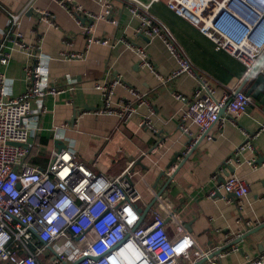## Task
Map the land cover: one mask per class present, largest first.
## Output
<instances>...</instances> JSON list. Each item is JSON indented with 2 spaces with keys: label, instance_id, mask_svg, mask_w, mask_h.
Returning a JSON list of instances; mask_svg holds the SVG:
<instances>
[{
  "label": "built area",
  "instance_id": "1",
  "mask_svg": "<svg viewBox=\"0 0 264 264\" xmlns=\"http://www.w3.org/2000/svg\"><path fill=\"white\" fill-rule=\"evenodd\" d=\"M73 18L88 44H107L105 38L92 35V22L109 18L110 0H98L104 10L95 14L84 10L71 0H56ZM131 14L141 23L138 34L158 36L165 40L178 66L168 75L155 72L145 50H139L140 64L155 72L161 83L186 74L196 80L191 95L174 92L181 102L178 128L189 138L183 154H187L198 140H212L226 121L236 124L237 117L247 112L252 98L244 90L227 88L219 97L207 75L197 70L181 53L164 24L150 10L155 3L164 2L169 10L186 18L217 46L241 62L245 72L264 50V0H123ZM30 12L45 24H52L54 15L34 5L25 10L9 13L6 35L0 41V64L10 58L7 46L18 48L30 57L25 68L27 85L14 97L4 92L5 75L0 72V264H195L218 251L219 245H198L182 222L174 218L170 210L167 217L174 222V233L166 230V219L155 208L143 216L139 204L141 190L132 180L137 160H133L115 177L97 172L76 158L71 144L63 143L61 130L65 124L51 129L55 141L61 147H53L44 166L27 160L33 139L41 131L39 117L45 111V98L59 93L62 88L48 81L50 57L41 50L42 36L35 42L24 39L20 18ZM125 44L132 47L130 42ZM71 59H82L83 54L71 52ZM123 84L120 74L94 82L95 90L103 95L100 113L115 114L127 122L136 113L140 104L147 100L133 89H128L135 101L125 99L118 105L111 98L116 86ZM67 89H71L69 86ZM222 111V112H221ZM153 115V108H148ZM221 112V113H220ZM139 125L150 129L155 136L159 131L149 116ZM197 128L192 136L190 127ZM243 139L225 160L226 164L256 166L254 140L264 131V122L253 131L244 130ZM17 143L19 145H14ZM248 152L249 157L243 159ZM144 155V153H142ZM142 157V156H140ZM264 161V160H263ZM213 175L212 179H215ZM250 192L249 184L233 172L222 182L214 184L205 196H220L234 201L240 211L241 200ZM264 199V194L261 196ZM159 198H156V200ZM248 226L250 222L246 221ZM240 233L227 235L224 244L228 248L218 251L213 257L223 258L237 250L232 241ZM264 248L257 256L246 258L243 264H263Z\"/></svg>",
  "mask_w": 264,
  "mask_h": 264
},
{
  "label": "crops",
  "instance_id": "2",
  "mask_svg": "<svg viewBox=\"0 0 264 264\" xmlns=\"http://www.w3.org/2000/svg\"><path fill=\"white\" fill-rule=\"evenodd\" d=\"M110 1V17L92 22V35L105 38L106 45L88 44L87 36L67 9L56 0H0V41L6 35L9 13L21 12L27 5H34L54 15L52 24L39 22L30 12L20 18L26 42H35L38 34L42 36L41 50L50 57L49 84L63 90L45 98V111L39 117L41 131L32 141L34 145L27 160L44 166L49 151L56 146L51 129L66 123L61 130L62 142L71 144L76 158L92 165L97 172L115 177L129 162L138 159L135 173L130 176L141 190L139 204L144 209L185 156L183 152L189 138L178 128L181 102L174 97V92L191 95L196 80L182 74L169 83H161L155 72L161 76L168 75L178 66L176 57L161 37L136 32L141 19L129 12L123 0ZM71 3L95 14L104 10L98 0H71ZM150 13L164 24L175 45L191 64L208 76L215 86L216 97L227 88L238 86L245 74L241 62L217 46L186 18L169 10L164 2L153 4ZM125 40L132 47L126 45ZM138 48L145 50L155 72L141 66ZM7 49L10 58L6 64H0V72L5 75V95L14 97L25 90V68L30 63V57L18 48L7 46ZM71 52L81 53L84 57L68 58L67 54ZM114 74L121 75L123 84L115 87L112 104L118 105L125 99L135 101L128 89L135 90L147 100L146 104L137 107V113L127 122H122L115 114L94 112L102 109L104 99L102 93L94 89V82ZM69 86L71 89H67ZM262 96L264 88L257 98H252L247 112L237 117L236 124L226 121L212 140L202 139L193 146L187 160L149 208H155L166 220L167 210L171 209L172 214L175 211L174 218L187 227L195 242L201 246L219 245L226 249V236L240 233L239 239H233L231 245L237 250L223 258L212 257L199 264H243L246 258L263 251L264 199L261 196L264 194V131L254 140L255 167L245 163H225L243 139L239 127L253 131L264 122ZM149 107L153 108V115H149ZM146 116L158 129V136L139 125ZM190 130L192 136L197 134L196 126L192 125ZM32 150L34 153H31ZM178 153L181 156L176 158ZM249 156L245 152L243 159ZM228 167L250 187L249 194L241 200L240 211L232 200L205 196L209 187L222 182L227 174L232 173ZM162 171L167 176L159 177ZM213 175L215 179H212ZM246 221L250 225L247 226ZM174 225L173 221H166L169 234L174 233Z\"/></svg>",
  "mask_w": 264,
  "mask_h": 264
},
{
  "label": "water",
  "instance_id": "3",
  "mask_svg": "<svg viewBox=\"0 0 264 264\" xmlns=\"http://www.w3.org/2000/svg\"><path fill=\"white\" fill-rule=\"evenodd\" d=\"M264 67V50L263 52L260 54V56L255 60L254 64L252 65V67L245 72V74L243 75V77L241 78L238 86L236 87L235 91L233 92V95L239 91V90H244L246 95L247 96H250L251 98H257L258 97V94L262 91V89L264 88V74L262 73V69ZM261 102L264 104V96L261 97ZM222 112V111H221ZM220 112V113H221ZM200 140H198L196 142V144L198 142H200ZM28 142H32L31 139L28 140ZM14 145H19L17 143H13ZM195 144V145H196ZM55 145L57 147H61L63 144L59 141H56L55 142ZM194 145V146H195ZM193 149V147H192ZM190 150L187 154H185V156L183 157V160L180 164V166L182 165V163L184 161L187 160L188 156L190 155V153L193 151V150ZM179 156H181L180 153L176 154V158H178ZM175 158V160H176ZM264 160V156L262 158ZM137 163H139V161H137ZM170 164L167 166L169 167ZM180 166H178L177 170L172 172L169 176H167L165 174V172H161L159 177L160 176H167V180L166 182L164 183V185L162 186V188L156 193L155 197L150 201V203L142 210V216L149 210V208L153 205V203L156 201V198L160 196V194L162 193V191L167 187V185L169 184V182L171 181V179L174 177V175L176 174V172L178 171V169L180 168ZM228 171L229 172H232V168H229L228 167ZM175 212V211H174ZM173 212V213H174ZM165 221H168V218L167 220ZM187 228V227H186ZM239 239V237L237 238ZM237 239L234 241L236 242ZM233 243V242H232ZM225 247H228V245H226ZM224 248H220L218 251H221L223 250ZM218 251H216L215 253L211 254L210 256H208V258H204V259H201L200 261L196 262L195 264H199L205 260H208L209 258H212L215 254L218 253Z\"/></svg>",
  "mask_w": 264,
  "mask_h": 264
},
{
  "label": "trees",
  "instance_id": "4",
  "mask_svg": "<svg viewBox=\"0 0 264 264\" xmlns=\"http://www.w3.org/2000/svg\"><path fill=\"white\" fill-rule=\"evenodd\" d=\"M33 145H34V144H32V147H33ZM31 149H32V148H31ZM31 153H34V150H32ZM29 154H30V152H29ZM28 156H29V155H28ZM27 158H28V157H27Z\"/></svg>",
  "mask_w": 264,
  "mask_h": 264
},
{
  "label": "rangeland",
  "instance_id": "5",
  "mask_svg": "<svg viewBox=\"0 0 264 264\" xmlns=\"http://www.w3.org/2000/svg\"><path fill=\"white\" fill-rule=\"evenodd\" d=\"M141 205V204H140Z\"/></svg>",
  "mask_w": 264,
  "mask_h": 264
}]
</instances>
